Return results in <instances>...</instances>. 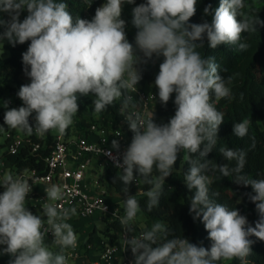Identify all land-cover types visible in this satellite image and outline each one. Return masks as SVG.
<instances>
[{"label": "clouds", "instance_id": "1", "mask_svg": "<svg viewBox=\"0 0 264 264\" xmlns=\"http://www.w3.org/2000/svg\"><path fill=\"white\" fill-rule=\"evenodd\" d=\"M125 4H135V0H106L88 20L74 18L64 0H0V13L9 16L8 20L0 18L4 29L0 41L7 39L13 46L30 41L22 62L31 82L20 87L17 96L23 106L5 111L4 124L27 135L43 136L52 129L63 135L79 111L81 97L93 95L94 111L101 113L125 91H137L142 79L138 65L154 56L163 57L154 84L163 106L175 94V113L164 124H157L154 114L147 120L140 113L126 118L133 137L122 163L116 161L122 168L119 179L126 186L125 193L138 177L150 185L144 195L151 211L159 206L165 179L179 154H198L201 159L188 160L184 181L190 191L195 190L189 211L194 220L202 218L211 247L197 246L186 238H169L167 226L157 221L139 236H125V249L130 247L134 264H218L233 259L248 264L254 243L250 237L264 241V179L242 174L247 156L243 149L220 148L227 161L236 162L233 168L205 159L216 146L224 122L216 102L230 97L231 89L214 57L202 56L197 49L204 46L206 37L211 49L225 45L247 51L243 34L264 28V20L249 18L243 12L244 0H220L214 10L206 6L204 14L211 15L210 23L189 22L196 14L197 0H146L132 8V24L137 29L133 44L122 19ZM24 10L28 14L21 21ZM130 100L124 99L125 107ZM33 113L34 126L29 121ZM248 128L247 119L234 123L233 134L243 138ZM112 147L119 150V142L113 140ZM216 172L224 177L235 174V183L251 186L254 194L249 199L259 215L254 227L237 209L209 195L210 174ZM0 187L4 189L0 193V254L10 257L8 264H68L63 253L77 247V235L67 221L77 209L45 203L43 215L33 214L25 206L31 184L10 172L0 178ZM44 191L48 201L64 199L57 184ZM124 207L120 223L125 233H132L141 206L136 196L127 195ZM48 232L54 237L52 245L45 243ZM52 246L60 252H54Z\"/></svg>", "mask_w": 264, "mask_h": 264}, {"label": "trees", "instance_id": "2", "mask_svg": "<svg viewBox=\"0 0 264 264\" xmlns=\"http://www.w3.org/2000/svg\"><path fill=\"white\" fill-rule=\"evenodd\" d=\"M68 4L69 11L73 17L91 20L95 15L97 7L102 6L106 0H64ZM146 0H135V4H125L122 12V19L126 21V33L129 42L135 43L137 29L132 24V8L144 3ZM220 0H197L196 14L190 18V23L211 22V15L204 14V8L211 5L214 10L219 6ZM245 8L243 12L249 17H259L264 20V0H244ZM28 13L21 12L22 21ZM0 18L9 19L7 13H0ZM243 41L249 47L247 51H235L231 46L221 45L216 49L208 47L205 37L204 46L197 50L205 57H214L215 63L219 65L221 75L225 78L226 85L231 89V96L216 102L217 110L223 113L224 122L220 125L217 134V144L205 158L218 165L229 164L230 168L235 167V161H227L220 153V148H232L235 150L243 149L246 153V164L242 174L253 179H264V28L251 33L243 34ZM30 41L24 44H16L9 47L10 55L0 54V137L8 130L4 124V113L9 108L5 106L8 99L14 98V103L18 107L23 106V102L17 96V92L24 84L30 83V78L25 75L22 62V53H24ZM142 56V54H139ZM163 57H153L147 64H140L143 80L149 84L155 81V76L159 71V64ZM231 78L230 81L228 78ZM157 94L158 89L153 88ZM130 91H125L124 96L116 100L112 106L105 111L96 113L94 111L93 95L81 97L78 101L79 111L73 117L77 121V130L87 132L92 124L100 123L94 114H98L106 126L113 124L114 127L121 124L128 117V108L134 105L135 101H129L124 105V99L129 97ZM158 95V94H157ZM175 94L163 106L160 101L157 103V113L155 121L157 124H164L175 113L173 103ZM91 113L89 115H86ZM35 117V113H33ZM247 119L249 121L248 134L239 138L233 134L234 123ZM128 124V123H127ZM50 130L45 134L48 147L43 152L45 157L54 142V135ZM32 136V135H31ZM2 147V144H0ZM7 159L12 165L15 173H20L26 169L35 166L44 169L43 158L33 156L27 151L19 156H13L5 153ZM189 159H201L198 154L181 152L174 165L173 171L165 179L164 192L160 199L158 207L148 211L146 207L147 197L140 198L141 212L145 217L146 230L157 222H163L168 228V237L190 238L192 243L199 244L202 247L210 248L211 241L208 239V232L205 230L202 218L193 219L194 213H190V200L194 196L195 190H189L184 181V175L188 172L190 165ZM180 173V178L175 179L173 175ZM156 174L155 172L153 173ZM235 174L224 177L219 172L210 174L211 183L209 185V195L219 203L226 204L229 208L237 209L241 215L246 216L250 225L255 226L259 219L256 206L249 199V194H254L251 186H244L234 182ZM106 178L110 184L118 191L124 192L125 185L119 179V173L111 167L106 170ZM169 186L172 188L170 189ZM151 186L143 181L142 189L146 192ZM138 188L134 182L128 185V195H135ZM4 191L0 187V193ZM212 193H219L218 196H212ZM40 215L39 213H33ZM254 241L252 244V254L247 257L248 264H264V241L258 240L255 236L250 237ZM3 246H0L2 248ZM0 264H4L1 258ZM241 264L238 259L231 261L222 260L218 264Z\"/></svg>", "mask_w": 264, "mask_h": 264}, {"label": "built area", "instance_id": "3", "mask_svg": "<svg viewBox=\"0 0 264 264\" xmlns=\"http://www.w3.org/2000/svg\"><path fill=\"white\" fill-rule=\"evenodd\" d=\"M136 88V92L130 91L129 97L135 103L128 108V116L140 113L141 117L147 120L154 114L155 121L158 95L149 88V83L143 78ZM10 104L13 105V102ZM98 120L100 123L92 124L87 132L78 131L75 120L63 135L57 130L53 133L54 142L45 157L43 152L47 149L48 143L44 140V135L35 132L32 136L24 137L9 134L7 153L19 156L27 151L33 156L43 158L45 163L43 170L35 166L17 173V176L28 180L32 186V191L25 200V206L32 213L43 215L42 208L45 203L77 209L76 215L67 221L77 235V247L65 249L63 253L68 264H134V256L130 247L125 249L124 239L125 236L127 238H131L132 235L139 236L147 229L146 221L140 220L143 214L139 211L132 222L134 231L125 233L120 219L125 215L124 199L128 194L115 189L106 178L108 167L122 175V168L116 166V161L122 163L123 153L131 143L133 133L126 120L116 127L113 124L106 126L100 117ZM29 121L35 123L34 117H30ZM113 140L119 142V150L112 147ZM93 166L98 172L91 170ZM133 182L139 189L133 196H136L140 203V198L145 196L142 189L143 179L138 177ZM51 184L62 187L65 194L62 201L47 200L44 189ZM98 219L109 222L115 229L108 241L96 237L92 230L96 229L95 225L91 228L81 225L84 220H89L93 224ZM46 237L54 240L51 232H48ZM56 252H60V249Z\"/></svg>", "mask_w": 264, "mask_h": 264}, {"label": "rangeland", "instance_id": "4", "mask_svg": "<svg viewBox=\"0 0 264 264\" xmlns=\"http://www.w3.org/2000/svg\"><path fill=\"white\" fill-rule=\"evenodd\" d=\"M26 13L27 11L24 10ZM4 19V18H3ZM4 20H8V19H4ZM4 29L0 28V32H3ZM12 44L7 40L4 39L3 41H0V54H5L6 56L10 55L9 52V47L7 46H11ZM145 81V80H144ZM155 87L154 82L149 84V88L153 89ZM94 100V96L91 97ZM10 102H13V105L10 104ZM5 106L8 108H12V107H16L19 108L17 105H15L14 103V98L8 99L5 102ZM91 113H88L86 115H89ZM96 116V118H99L98 114H94ZM33 126L35 125V123H31ZM57 129H52L51 133H56ZM9 134H15V135H20V136H28L25 132H22L18 129H11L8 127V130L0 137V144H2V147L0 146V178H2L4 176V174L6 172H10L12 173L14 176H17V173L14 172V170L11 168L10 163L7 160H4L6 155L4 153H6L8 151V138L7 136ZM45 136V135H44ZM7 158V157H6ZM91 170H94L95 172H98V169L95 168L94 166L91 168ZM173 178L178 179L180 178V173L177 172L173 175ZM141 221H145V217L141 216L140 217ZM81 225H83V227H88L91 228V226L93 227L95 225L96 229L94 230V228L92 229L93 232H95V235L97 238L104 240V241H108L111 234L114 233L115 229L113 228V226L110 225L109 222L106 221H102V220H95V222H93V224L90 223L89 220H84L82 221ZM90 226V227H89ZM189 242L192 243L191 239L188 238ZM45 243L48 245H52L53 243V239H50L48 237H45ZM197 246H200L199 244H196ZM59 248L56 246H52V250L54 252H56ZM1 258L4 260V264H8V261L10 259V257L8 255H1Z\"/></svg>", "mask_w": 264, "mask_h": 264}, {"label": "crops", "instance_id": "5", "mask_svg": "<svg viewBox=\"0 0 264 264\" xmlns=\"http://www.w3.org/2000/svg\"><path fill=\"white\" fill-rule=\"evenodd\" d=\"M5 154V153H4ZM4 160H7V158L5 157V159ZM40 187H42V186H40ZM226 264H229V262H226Z\"/></svg>", "mask_w": 264, "mask_h": 264}]
</instances>
